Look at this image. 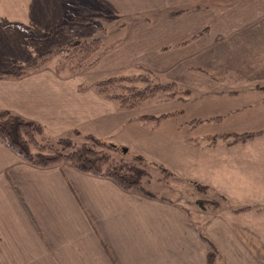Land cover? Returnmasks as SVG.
I'll return each mask as SVG.
<instances>
[{
    "label": "crops",
    "instance_id": "0c3cea01",
    "mask_svg": "<svg viewBox=\"0 0 264 264\" xmlns=\"http://www.w3.org/2000/svg\"><path fill=\"white\" fill-rule=\"evenodd\" d=\"M78 7L99 10L100 28L60 31ZM99 32L110 49L89 72L56 69L57 48ZM47 58L22 79H0L1 110L47 138L79 130L126 147L201 183L218 211L195 220L69 163L34 167L0 140V264H264V132L246 146L191 141L264 130V0H0V72ZM138 66L191 93L184 119L223 121L193 137L172 121L150 130L137 120L161 105L121 110L81 90Z\"/></svg>",
    "mask_w": 264,
    "mask_h": 264
},
{
    "label": "trees",
    "instance_id": "16d2710c",
    "mask_svg": "<svg viewBox=\"0 0 264 264\" xmlns=\"http://www.w3.org/2000/svg\"><path fill=\"white\" fill-rule=\"evenodd\" d=\"M82 11H91L83 8ZM95 11V10H92ZM75 22H67L60 26V31H75L79 25ZM21 30L31 37L36 38L32 29L18 25ZM54 32L48 34L52 37ZM95 44L74 42L65 47L57 49L56 56L70 55L73 53L77 61L82 63L89 61L99 49ZM49 62L48 59L39 63L31 64L29 71H37ZM99 62V57L90 62V67H94ZM83 70L81 68L79 71ZM135 70H138L136 73ZM26 71H6L0 72V79H22L29 75ZM72 73H77L73 72ZM155 76L152 71L144 68H134L132 70L119 73L115 76L104 79L91 86L81 87V90L94 89L102 97L113 101L121 110H137L153 99L151 92L158 90L164 94L175 97L181 92L175 85H163L155 82L152 88L147 82L151 76ZM159 78V77H158ZM160 79V78H159ZM159 81V80H158ZM145 83L142 87L140 84ZM160 83V84H159ZM182 116V113L165 114L159 117L140 118L137 122L143 126H151L155 129L161 121L173 117ZM179 123V120H173ZM152 123V125H150ZM235 140L243 141L251 138L250 135L234 136ZM0 140L13 150L19 157L34 167L50 169L64 163L71 164L76 170L91 176L108 178L113 180L124 191H138L148 197H154L152 193L146 191L144 179L149 177L151 168L155 165L147 158L133 153L126 147H118L93 135H87L79 130H74L59 138H47L44 128L33 121L24 119L8 110L0 109ZM163 173L166 171L161 168ZM150 171V172H149ZM179 181V180H177ZM183 181L182 183H184ZM170 184V183H169ZM168 184V185H169ZM211 204L213 201L205 200ZM211 249L210 257L214 255V245L209 243Z\"/></svg>",
    "mask_w": 264,
    "mask_h": 264
},
{
    "label": "rangeland",
    "instance_id": "374dc122",
    "mask_svg": "<svg viewBox=\"0 0 264 264\" xmlns=\"http://www.w3.org/2000/svg\"><path fill=\"white\" fill-rule=\"evenodd\" d=\"M97 11H99V10H97ZM97 11L96 12H88V11L83 12L82 10H80V7H78L77 16H75L73 18L74 20H72L70 22H75L72 24L74 26H75V24H78L79 29L81 31H84L86 28H89L91 30V32L93 33L95 30H97V28H100V26L98 24V21L100 18L97 17V16H99L97 13H100V12H97ZM100 34H101V32H99L98 35H96V37L92 36L91 40L89 39L87 41H85V40L80 41L83 43H91V44L94 43L95 44L94 46H96V48L99 46L97 53L95 55H93L89 59V61H84V62L80 63L77 61V55L75 58L73 57V53H71L70 55H64V56L60 55V56H58L59 61L57 62V65H56L57 68L56 69L60 70V71L67 70V71L77 72L76 74H78V75L89 72V70H91V68H89L90 62L94 58L100 57L101 53L110 49V46H107L105 43H103V39L101 37H98V36H100ZM61 47L63 48L65 46H61ZM61 47H59V48H61ZM59 48H57V49H59ZM54 56L57 57L55 54H54ZM47 59L51 60L50 58H47ZM44 60H46V59H44ZM81 68H83V70L79 71ZM137 68H139V66ZM144 68H146V67H144ZM146 69L152 71L153 74H155V76L153 75L149 78L150 82H147V84H149L152 88L155 86L154 85L155 82H161L162 81V84L164 86L173 84V83H165L164 80H161V77L159 76V74L157 72L151 70L150 68H146ZM23 71H26L27 73L30 72L28 70V68L26 70H23ZM135 72L137 73L138 70H135ZM98 82H100V81H98ZM98 82H95V83H98ZM95 83H93V84H95ZM93 84L82 85L81 87L84 88L86 86H91ZM140 85L142 87H144L146 84L142 83ZM173 85H175L181 92L184 91L185 93H182L179 95L177 94L175 97H171V95L164 94L163 92H158V90H156L154 92H151V94H154V95H153V99L151 98L150 102H148L146 105H143L142 107H140L137 110H130V111L139 112V111L144 110L148 106H150V107L148 109H145V111H143L144 113L145 112H151V114H152V112L160 111V109L164 110L163 113L155 114V115H145L141 118H145V117L146 118L147 117L153 118V117H159V116H162L165 114L182 113V116L172 118L173 120H179L180 121L179 123H175L171 119L163 120V121L174 122L175 124L179 125V128L181 130H183L182 132H185V134L191 135L192 137L198 133L199 129L201 132V127L203 125L219 124L223 121L224 117H217V118L208 119V120H187V119H184L183 108H184V105H190V103L192 102V95L188 90L186 91V90L180 88L176 84H173ZM82 91H95L99 95V93L94 89H88V90L83 89ZM99 96L102 97L101 95H99ZM102 98L106 99L104 97H102ZM106 100H108V99H106ZM111 102H113V101H111ZM172 102L177 103V105H179V106L181 105L182 107L179 108L176 106V110H170L169 107L171 106ZM154 105H159V106L161 105L162 107L160 109H159V107L154 108ZM163 121H161L160 124ZM150 125H152V123ZM144 127H147L150 129L151 126L148 125V126H144ZM157 127H155V129H157ZM155 129H150V130H155ZM263 132H264V130L261 132H258L256 134H252V133L251 134H243V135H250L251 136V138L244 139L243 141H239V140L236 141L235 138H233L234 136H243L240 134H222V136L221 135H215V136L203 138L204 141L200 140V138L199 139H192V140L190 139V140L194 141V143L198 144V145H207V146H213V147L219 146V145H224L227 147L246 146V145L250 144L251 139H253L257 135L262 134ZM105 141H107V140H105ZM107 142H109V141H107ZM109 143H111V142H109ZM118 147H122V146H118ZM130 151H132V150H130ZM151 162L155 165V167L153 169L151 168V172L149 171L150 172L149 177L144 179V185H145L146 191L152 193L154 197H148V196H146V195H144L138 191H129V193L141 195V196H144V197H147L150 199L168 200L171 203L179 205L180 207L184 208V210L187 212V214L193 216V218L195 220H200L201 219L200 216L204 212H207V210L209 208L213 209L214 214L217 213V211H218L217 210V207H218L217 201H213L211 204H209L208 201H205L208 199L210 193L207 191L206 192L204 191V188L202 187L201 183H195L193 181H187V180L184 183H182L184 179L177 176L170 169H168L167 167H165L161 164H158L156 162H153V161H151ZM161 168H163L166 171V173H163L160 170ZM177 180H179V181H177ZM212 209H211V211H212Z\"/></svg>",
    "mask_w": 264,
    "mask_h": 264
}]
</instances>
